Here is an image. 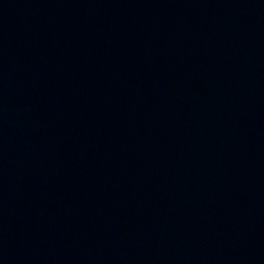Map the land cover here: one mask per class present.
Instances as JSON below:
<instances>
[{
	"label": "water",
	"instance_id": "water-1",
	"mask_svg": "<svg viewBox=\"0 0 264 264\" xmlns=\"http://www.w3.org/2000/svg\"><path fill=\"white\" fill-rule=\"evenodd\" d=\"M0 264H264V0H0Z\"/></svg>",
	"mask_w": 264,
	"mask_h": 264
}]
</instances>
